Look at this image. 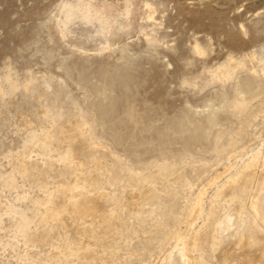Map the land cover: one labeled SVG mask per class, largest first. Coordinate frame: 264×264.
I'll list each match as a JSON object with an SVG mask.
<instances>
[{"label": "rangeland", "instance_id": "1", "mask_svg": "<svg viewBox=\"0 0 264 264\" xmlns=\"http://www.w3.org/2000/svg\"><path fill=\"white\" fill-rule=\"evenodd\" d=\"M71 120L109 155L71 158L70 136L63 144L57 130ZM28 161L39 178L24 170ZM253 169L264 170V0H0V264H185L171 234L192 238L205 225L204 236L210 208L223 217L231 203L214 197L217 188ZM258 179L243 218L254 214L264 228ZM70 186V201L104 192L102 207L120 215L119 239L105 245L103 226L79 221L90 247L81 255L73 228L53 220L46 236L43 215ZM150 187L155 209L126 208ZM202 188L193 226L189 205ZM203 246L197 263L214 264Z\"/></svg>", "mask_w": 264, "mask_h": 264}, {"label": "bare ground", "instance_id": "2", "mask_svg": "<svg viewBox=\"0 0 264 264\" xmlns=\"http://www.w3.org/2000/svg\"><path fill=\"white\" fill-rule=\"evenodd\" d=\"M107 7L108 6L103 2L100 3L98 9H100L102 13H107ZM57 130L59 134L63 136V144L66 142L67 137L70 136L69 142L67 141V144H65L67 146L68 155L74 160H78L79 162L86 160L97 162V152L99 151L109 155L108 150L100 145H97V143L87 142L83 134V130H85V128L83 127V124L78 123L77 121L69 124L64 122L57 127ZM49 142V140L44 141L46 145H49ZM49 165L56 168V170L53 168L56 173L62 171H59L54 162H50ZM24 166V170L26 169L25 171L29 173L30 176L32 175L39 178L41 172L35 162L28 161V163H26ZM255 166H257V163ZM118 167L119 166H117V168ZM165 168L171 178L176 180L180 177L179 169L170 167L169 165H167ZM260 172L261 173H258L256 169H253L252 171H249V173L243 172L237 176H232L228 180V182H230L228 186L223 185L220 188H217L214 197L217 198L221 195L225 196V194H229L231 196V203L228 205L229 209L225 212L223 217L219 216L220 211H218L216 208H210L209 214L211 223L207 225L209 230L204 236L202 235L201 230L205 225L200 227V229L196 232V235L192 238H186L185 234L180 232H173L171 234L174 238H176V240H178V251L185 264H198L193 252L198 250L202 253L204 250L203 243H205L207 251L215 254L214 264H264V228L259 225L257 217L256 215L254 216V214L250 213L247 219L243 218L245 213V203L248 201L247 199L252 196L254 179L258 177V180H264V170ZM119 173V170L113 171V174L116 177L120 176ZM223 174L224 172L222 171V173H219L216 177H213L209 184H215L216 180H218V178H220ZM88 179L90 186L96 187V178L90 175L88 176ZM75 188L74 186L61 188L62 197L58 200V204H56L53 209H51V207L47 209L49 206L46 208L47 212L45 215H43L44 222L46 223L45 234L47 237L52 235V221H60L62 228H73L75 230L79 237L77 252L81 255H86L90 247L86 240L85 228L79 227V221H83L85 226H92L95 230H98L100 226H103L101 241L105 245H107L111 239L120 238L122 224L119 218L120 215L115 217V213L112 212V210H106L102 207L103 205L100 201L104 197V192H99L98 195L92 199V201H70L69 198ZM206 191L207 190L205 188H202L200 193H198L194 199V202L189 205V217L193 223V226L194 223L203 215L205 205L203 198ZM255 198L256 195H253V199H250L253 200L251 203L254 207V210H256L255 208L257 206V202L255 203L254 201L256 200ZM45 201L46 199H44L42 202ZM216 201H218V199ZM158 202V193L150 187L129 195L126 202V208L128 207L136 211L138 214H141L146 210V207L151 206L153 209L156 205H158ZM94 216L98 217L100 224H95L93 222L92 218ZM190 243L192 245L191 247ZM171 258L172 253L168 256L167 261H169ZM200 264L209 263L203 261Z\"/></svg>", "mask_w": 264, "mask_h": 264}]
</instances>
